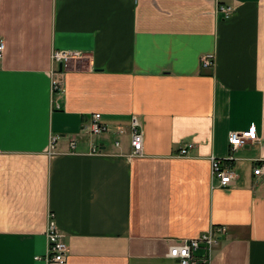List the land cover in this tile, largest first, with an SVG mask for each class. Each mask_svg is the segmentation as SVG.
Here are the masks:
<instances>
[{
  "label": "crops",
  "instance_id": "0c3cea01",
  "mask_svg": "<svg viewBox=\"0 0 264 264\" xmlns=\"http://www.w3.org/2000/svg\"><path fill=\"white\" fill-rule=\"evenodd\" d=\"M220 3L230 18L217 0H0V264H46L36 258L50 213L66 264H179L176 242L218 226L227 234L208 264H264V176H253L264 159V0ZM55 51L82 53L57 65L59 108ZM96 113L109 133L92 139ZM252 127L258 140L233 152L235 184L219 188L210 157L228 158L230 133Z\"/></svg>",
  "mask_w": 264,
  "mask_h": 264
},
{
  "label": "built area",
  "instance_id": "2783aa9c",
  "mask_svg": "<svg viewBox=\"0 0 264 264\" xmlns=\"http://www.w3.org/2000/svg\"><path fill=\"white\" fill-rule=\"evenodd\" d=\"M221 0H217V14H222L226 19L230 18L233 9L227 6H221ZM6 51V41L0 38V61H2ZM82 53L72 51H55L52 54L53 69L51 76L53 107L59 108L55 96L59 93H64V87L59 76L57 65H67L74 58H80ZM201 66L205 70H214L216 66L215 54H205L201 57ZM131 152L129 158L141 157L144 153V133L142 130L141 120L138 116H133L131 119ZM84 132L90 138H96L109 133V127L101 123V114H94L91 122L85 127ZM123 129H118L115 134H123ZM58 137H53L51 140V148L49 154L52 155L55 150ZM258 140L255 128H250L248 131L231 132L229 135V143L231 146V154L226 159H219L214 156L210 157L211 162V175L213 182H218L219 188H228L235 184V172L232 170V164L235 162L233 152L239 148L247 146L251 142ZM117 147L120 142L112 139ZM78 146L77 137H72L69 143V148L72 152ZM194 145L189 144L182 148L179 152L180 156H188ZM102 149L98 146H91L90 155H99ZM253 176H264V159L255 160L253 167ZM227 234L225 226L211 227L210 230L203 232L200 236L195 238L184 239L178 241L170 248L168 256L179 262V264H208L215 246L218 245L220 240ZM47 238V252L43 257H37V260H42L46 264H66L68 259L69 248L63 240L62 232L55 224V216L53 213L49 214V224L46 230ZM200 250L206 252V256L197 257L196 253Z\"/></svg>",
  "mask_w": 264,
  "mask_h": 264
},
{
  "label": "water",
  "instance_id": "95a60500",
  "mask_svg": "<svg viewBox=\"0 0 264 264\" xmlns=\"http://www.w3.org/2000/svg\"><path fill=\"white\" fill-rule=\"evenodd\" d=\"M61 67L63 66V65H60Z\"/></svg>",
  "mask_w": 264,
  "mask_h": 264
},
{
  "label": "rangeland",
  "instance_id": "374dc122",
  "mask_svg": "<svg viewBox=\"0 0 264 264\" xmlns=\"http://www.w3.org/2000/svg\"><path fill=\"white\" fill-rule=\"evenodd\" d=\"M111 142H113V141H111Z\"/></svg>",
  "mask_w": 264,
  "mask_h": 264
}]
</instances>
